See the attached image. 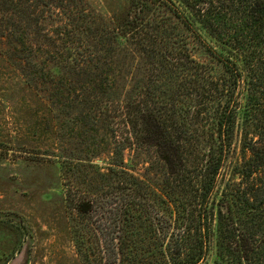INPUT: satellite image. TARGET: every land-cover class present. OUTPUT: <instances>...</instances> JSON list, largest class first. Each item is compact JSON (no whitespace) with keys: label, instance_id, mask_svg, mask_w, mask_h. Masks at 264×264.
I'll list each match as a JSON object with an SVG mask.
<instances>
[{"label":"trees","instance_id":"obj_1","mask_svg":"<svg viewBox=\"0 0 264 264\" xmlns=\"http://www.w3.org/2000/svg\"><path fill=\"white\" fill-rule=\"evenodd\" d=\"M0 53L49 105L59 151L76 135L89 159L109 153L88 176L98 198L69 199L92 224L79 255L264 264V0H131L111 19L87 0H0ZM127 151L155 159L158 203Z\"/></svg>","mask_w":264,"mask_h":264},{"label":"rangeland","instance_id":"obj_2","mask_svg":"<svg viewBox=\"0 0 264 264\" xmlns=\"http://www.w3.org/2000/svg\"><path fill=\"white\" fill-rule=\"evenodd\" d=\"M87 1L107 19L126 12L131 2ZM189 46L196 59L208 60L193 39ZM56 126L47 102L0 53V264H93V255H79L75 243L77 231L83 248H92L94 240L84 232L92 224L69 208V199L90 192L98 198L93 193L98 180L90 182L88 176L95 168L107 172L109 153L89 159L76 135L63 140L65 152L59 151ZM68 154H76L77 161L67 164ZM155 166V159L145 153L124 154V171L147 186L149 202L158 203L154 197L161 190V175Z\"/></svg>","mask_w":264,"mask_h":264}]
</instances>
